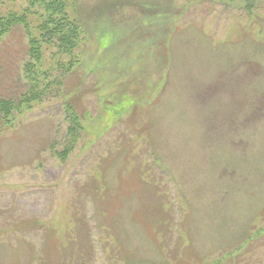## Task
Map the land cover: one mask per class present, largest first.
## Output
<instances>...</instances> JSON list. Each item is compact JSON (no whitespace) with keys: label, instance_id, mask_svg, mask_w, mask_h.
I'll return each instance as SVG.
<instances>
[{"label":"rangeland","instance_id":"obj_1","mask_svg":"<svg viewBox=\"0 0 264 264\" xmlns=\"http://www.w3.org/2000/svg\"><path fill=\"white\" fill-rule=\"evenodd\" d=\"M28 8L30 30L0 35V99L30 87L44 13L0 0ZM68 12L78 62L44 41L49 90L0 124V264H264V0ZM65 103L81 130L63 158Z\"/></svg>","mask_w":264,"mask_h":264},{"label":"trees","instance_id":"obj_2","mask_svg":"<svg viewBox=\"0 0 264 264\" xmlns=\"http://www.w3.org/2000/svg\"><path fill=\"white\" fill-rule=\"evenodd\" d=\"M70 1L71 0H31L33 7L36 4H41V7L44 8V13L37 14V12H34L39 18L37 33L41 36H33V39L31 40V49L29 50L32 53L31 57L36 59L37 62L31 60L32 62L29 64L31 66V68L29 66V71H31V73L28 77L30 78L31 85L27 91H23L19 98L0 99V124L5 121H11V118L16 111L30 109L34 106L33 102H41L42 97L49 90L50 84L42 86L39 76L32 74L36 67H38V70L41 72L39 74L42 75L47 73V70L41 68L44 59V51L42 49V43L44 41L49 42L54 37L58 38L60 51L70 56L68 63H66L67 73H70L71 67L78 62V60L72 56L71 51L77 46L83 30L80 23L72 19L69 15L68 7ZM32 12L33 9L28 8L23 12L8 13L3 16L0 15V35L9 32L11 28L17 24L30 30L31 25L29 16ZM63 65L64 64H61V66ZM62 82L63 80H59L58 82L60 89L63 85ZM65 108L67 111V117L70 120V125L68 126L70 140L67 143L66 148L60 153L63 158L74 148L77 138L79 137L77 131L81 130L80 120L73 105L65 103Z\"/></svg>","mask_w":264,"mask_h":264},{"label":"flooded vegetation","instance_id":"obj_3","mask_svg":"<svg viewBox=\"0 0 264 264\" xmlns=\"http://www.w3.org/2000/svg\"><path fill=\"white\" fill-rule=\"evenodd\" d=\"M251 63H253V62H250V71L253 70V68H254V65L251 64ZM250 78H251V77H250ZM262 106H263V110H264V103H262ZM251 112H253V111H251ZM250 114H251V113H250Z\"/></svg>","mask_w":264,"mask_h":264}]
</instances>
